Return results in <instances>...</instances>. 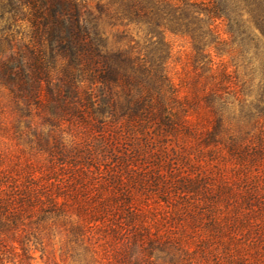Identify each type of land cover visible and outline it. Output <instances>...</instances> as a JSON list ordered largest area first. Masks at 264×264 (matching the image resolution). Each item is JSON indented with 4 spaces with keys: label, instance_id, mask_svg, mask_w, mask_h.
Segmentation results:
<instances>
[{
    "label": "trees",
    "instance_id": "16d2710c",
    "mask_svg": "<svg viewBox=\"0 0 264 264\" xmlns=\"http://www.w3.org/2000/svg\"><path fill=\"white\" fill-rule=\"evenodd\" d=\"M99 8L109 23L124 28L115 42L103 37L99 13L92 23L85 19L83 12L92 15L85 0H0V130L18 150L34 153L12 155L0 141V264H41L32 263L36 252L42 264H53L52 234L77 249L92 227H105L125 247L123 254L118 247L108 252L119 264H196L178 259L189 244L214 238L225 248L238 242L236 260L246 255L241 241L257 251L263 233L241 213V201L233 203L230 182L186 170L170 181L158 167L144 166L148 158L167 155L137 153L163 147L171 135L193 142L198 153L222 144L239 162L260 156L248 155L253 142L229 133L224 115L231 98L238 103L237 119L264 117V0H106ZM131 27L142 38H130ZM167 33L191 45L182 95L167 72ZM95 85L106 106V148L124 145L123 151L67 155L62 122L67 134L81 133L87 142L88 110L99 104ZM253 136L257 153H264V128ZM176 156L190 162L188 155ZM104 161L106 192L91 196L82 182L92 162ZM148 180L161 182V213L138 208ZM253 194L245 191L243 204L251 206ZM171 196L179 203L172 205ZM182 216L186 225L175 226Z\"/></svg>",
    "mask_w": 264,
    "mask_h": 264
},
{
    "label": "rangeland",
    "instance_id": "374dc122",
    "mask_svg": "<svg viewBox=\"0 0 264 264\" xmlns=\"http://www.w3.org/2000/svg\"><path fill=\"white\" fill-rule=\"evenodd\" d=\"M85 2L89 7V12H92V15L91 13L88 14L83 12L85 19L92 23L91 17L99 13L98 24L100 31L103 33V37L106 39L107 35L110 42H115V40L118 39L119 34L121 35V32H124V28L118 23L112 25L106 19V13L99 12V7H101L106 0H85ZM128 30L129 31L127 32L131 36L130 38L134 40L142 38L141 33L138 32L136 28L131 27ZM219 31L221 36L225 37L223 34V25L221 23L219 24ZM165 38L171 47L170 58L167 61V72L171 81L179 86V93L182 95L186 91L182 82L186 75L185 73L187 70L191 73L189 62L191 45L189 40L183 36L167 33ZM215 60L217 61L218 59L215 58ZM93 87L94 99L96 103L98 104L99 102V104L95 105L94 109L88 110V119H86L89 124L87 125L89 128V135L87 142L82 139L81 133L75 138L67 134L69 127H66L64 122H62V142L65 145V148L67 147L71 149V153L67 155H86L87 153L88 155H115L114 153H117V149H119L118 151H123L124 145H121V148V146L118 147V145L112 144L110 149L106 148V106L101 102L103 99V93L96 89V85ZM230 101L232 102L228 106V109L225 110L224 115V122L225 125L229 127V133L236 136L239 135L244 142L252 141L253 143L248 147V155L260 156H255L247 162H239L235 157H231V155L228 154L227 149L222 144L218 145L219 150L215 149L213 151L211 150L212 148L202 146L199 150L201 152L198 153L197 147L192 144L193 142L189 140L181 141V138L176 139L171 135L165 136L167 143L163 147L161 145L160 148L155 146L153 147V150L150 147H146L138 150L139 153H137V155H167V157L162 156L161 158H148V162L144 164V166L147 169L158 167L164 175L163 177L170 181L178 178L179 175H182L184 170L188 173L206 171L207 173L212 174L213 177L214 175H218L217 177H223L225 181L231 183V190L234 192L233 203H235L234 199H236L237 202L241 201V213L247 212L252 218L253 224L258 225V228L261 229L260 231L264 236V156H262L264 153H257L256 148H258V143L255 136H253V134L258 132L260 128H264V117L256 115L248 117L244 116L239 120L237 119L239 112L238 103L236 100H231V98ZM100 120H102L101 124L99 123ZM49 126L50 125L48 124L40 122V127L44 131L48 130ZM0 141L6 143L9 149L12 150V155H34V153H28L27 149L24 151L18 150L19 148L15 139H11L9 135L2 130H0ZM100 141H105V143H101ZM252 145H254L255 148ZM176 155H188L190 162L188 161L187 163L186 161H181V158H178ZM195 155L204 156L200 157L201 159H196ZM91 165L93 166L92 171H89V177L86 178V180H83L82 183L87 186L89 195L92 196L96 191L106 192V168L108 166L106 161L102 162L100 165L92 162ZM160 184L161 182L155 186L151 180H148V186L146 185L145 189H143V194L141 195L142 204L138 205V208L150 207V209L154 208L156 213L162 212L161 206L163 203L159 200ZM78 187L81 186L78 184ZM248 189H252L255 192V194H253L254 197L251 198V202H253L251 206L243 204L241 199L244 192ZM176 197L177 196L169 197V200L171 198L172 205L179 203V200ZM181 200L180 202L182 203ZM224 201L225 200L222 199L221 202L224 203ZM233 203L230 204L231 206H229V208L231 207L232 209L234 206ZM221 211H223V213L228 211V206L227 208L226 206H222ZM183 214L185 215L184 212ZM183 216L180 217L181 220L178 219L174 223L175 226H179V224L186 225L184 223L188 222V219L187 216ZM187 230L190 231L189 227ZM88 234L89 236L87 238H83L84 243L77 249L76 245L67 242L62 234H52L48 238L49 245L54 249V259L52 263L119 264L118 261L115 263L114 259L110 258L108 252L112 249L116 250V247H118L117 252L123 254L125 247H123L121 243L118 244L116 241L113 242L111 237L106 234L105 227H92ZM257 243V251H254L255 248L251 246L252 244L248 245L247 242L241 241V245L246 248V255L244 258L236 260L233 247H235L238 242H230L227 248L216 240V238L210 240V242H195L189 244L190 251L180 255L178 260L182 263L188 260L195 261L196 264H264V244H261L262 242ZM91 248L93 249V252ZM89 249H91V252L88 251ZM91 253H93L94 259L91 258L90 260ZM229 254H232V257L234 258L233 261H231V255ZM35 256L37 258L36 260H33L32 263L39 262L42 264L43 262H41V259L38 257L39 252H36ZM3 264L11 263L4 262Z\"/></svg>",
    "mask_w": 264,
    "mask_h": 264
}]
</instances>
